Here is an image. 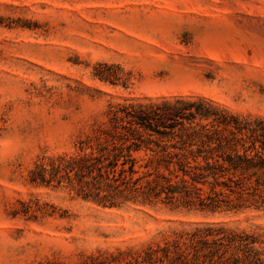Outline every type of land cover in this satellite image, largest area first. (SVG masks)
<instances>
[{"label": "rangeland", "instance_id": "rangeland-1", "mask_svg": "<svg viewBox=\"0 0 264 264\" xmlns=\"http://www.w3.org/2000/svg\"><path fill=\"white\" fill-rule=\"evenodd\" d=\"M102 63L120 67L126 88L94 78ZM178 98L264 119V0H0V264L134 255L204 225L264 236V204L106 209L29 184L35 162L72 153L109 105ZM151 151L136 155L140 173L173 180L174 167ZM35 200L58 214L12 216Z\"/></svg>", "mask_w": 264, "mask_h": 264}, {"label": "trees", "instance_id": "trees-1", "mask_svg": "<svg viewBox=\"0 0 264 264\" xmlns=\"http://www.w3.org/2000/svg\"><path fill=\"white\" fill-rule=\"evenodd\" d=\"M120 73L119 66L102 63L93 76L126 88ZM152 145L174 167L173 180L158 171L140 173L136 155ZM28 182L106 209L162 204L187 212H237L264 204V119L234 115L200 98L109 105L103 119L76 138L72 153L35 162ZM19 205L12 216L27 222L59 212L39 200ZM263 245L262 235L204 225L134 255L34 264H264Z\"/></svg>", "mask_w": 264, "mask_h": 264}]
</instances>
